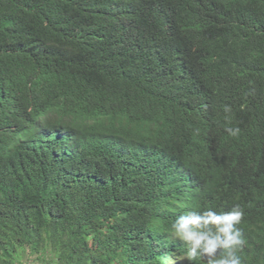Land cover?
Instances as JSON below:
<instances>
[{
  "label": "trees",
  "instance_id": "16d2710c",
  "mask_svg": "<svg viewBox=\"0 0 264 264\" xmlns=\"http://www.w3.org/2000/svg\"><path fill=\"white\" fill-rule=\"evenodd\" d=\"M237 204L264 264V0H0V264H208Z\"/></svg>",
  "mask_w": 264,
  "mask_h": 264
},
{
  "label": "clouds",
  "instance_id": "9594fccd",
  "mask_svg": "<svg viewBox=\"0 0 264 264\" xmlns=\"http://www.w3.org/2000/svg\"><path fill=\"white\" fill-rule=\"evenodd\" d=\"M228 110L226 107L225 111ZM228 131L235 136L239 130ZM243 215L238 204L227 212L212 209L203 213L193 211L177 218L172 225V233L188 245L186 258L189 261L207 256L208 264H242L237 251L244 241L237 226Z\"/></svg>",
  "mask_w": 264,
  "mask_h": 264
},
{
  "label": "rangeland",
  "instance_id": "374dc122",
  "mask_svg": "<svg viewBox=\"0 0 264 264\" xmlns=\"http://www.w3.org/2000/svg\"><path fill=\"white\" fill-rule=\"evenodd\" d=\"M37 255L36 254H30V251L27 249L25 253L23 254L22 261L24 264H41V262H36Z\"/></svg>",
  "mask_w": 264,
  "mask_h": 264
},
{
  "label": "built area",
  "instance_id": "2783aa9c",
  "mask_svg": "<svg viewBox=\"0 0 264 264\" xmlns=\"http://www.w3.org/2000/svg\"><path fill=\"white\" fill-rule=\"evenodd\" d=\"M40 264V263H39Z\"/></svg>",
  "mask_w": 264,
  "mask_h": 264
}]
</instances>
